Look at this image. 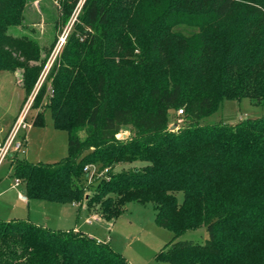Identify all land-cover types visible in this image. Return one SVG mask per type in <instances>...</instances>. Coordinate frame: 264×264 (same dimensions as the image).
Returning a JSON list of instances; mask_svg holds the SVG:
<instances>
[{
    "label": "trees",
    "instance_id": "1",
    "mask_svg": "<svg viewBox=\"0 0 264 264\" xmlns=\"http://www.w3.org/2000/svg\"><path fill=\"white\" fill-rule=\"evenodd\" d=\"M23 1L0 0V70L24 68L27 95L45 59L29 67L7 44L6 27L17 22ZM80 1L60 0L63 23ZM77 20L66 58L49 73L44 108L53 127L67 132V155L52 163L14 157L13 175L27 200L83 199L106 219L120 216L129 202L152 203L157 225L174 235L156 260L264 264V116L198 123L222 100L264 103V0H84ZM182 24L197 31L175 32ZM44 97L41 86L31 107ZM179 109L185 125L171 131L169 113ZM44 110L33 126H44ZM123 127L133 134L117 139ZM134 161L144 164L107 168ZM87 165L108 169L88 195ZM201 226L204 243L175 240ZM0 264L129 263L82 231L0 219Z\"/></svg>",
    "mask_w": 264,
    "mask_h": 264
},
{
    "label": "rangeland",
    "instance_id": "2",
    "mask_svg": "<svg viewBox=\"0 0 264 264\" xmlns=\"http://www.w3.org/2000/svg\"><path fill=\"white\" fill-rule=\"evenodd\" d=\"M83 2L84 0L80 1L73 15L63 23L60 0H24L18 11L17 22L6 27L5 34L10 37L7 44L17 58L20 60L24 58L29 67L40 66L44 59L45 61L31 92L27 95L22 87L24 68L18 67L10 72L0 70V136L3 135L1 131L7 127L13 117L15 116L14 123L26 109L25 121L29 124L23 130L27 136L25 154H18L0 162V219H29L52 230L82 231L92 238L106 240L109 246L121 253L129 264H169L156 260L155 255L172 240L174 235L170 229L157 225L152 203L129 202L120 216L94 220L92 216L99 215L98 207L88 212L83 208L71 206V203L28 200L27 204L18 197L19 193L25 195V189L21 180L19 185L14 184L12 160L21 158L31 163H52L67 155V132L53 127L50 111L44 108L51 90L49 73L54 65H59L66 58L63 56L66 37L72 25L78 22L77 17L81 13ZM174 31L190 36L197 29L182 24L176 26ZM41 86L45 87V97L39 101V108L34 109L31 105ZM43 110L44 126H33L35 114ZM260 116H264V103L255 104L249 98L222 100L212 114L202 117L198 123L234 125L241 119ZM184 125L183 114L177 111L169 113V130L176 131ZM172 126L175 128L171 129ZM78 134L81 138L85 137L84 131H79ZM122 134L127 138L133 132L129 127H123L117 134V139H122ZM143 164L140 161L124 162L107 168L115 173L139 169ZM89 166L91 170L94 168L92 165ZM94 166L96 169L85 183L84 193L87 195L102 182V177H107V173L99 172L98 165ZM177 197L181 200L182 194L178 192ZM73 203L79 207L85 206L83 199ZM207 238L206 228L201 226L179 234L175 240L202 244Z\"/></svg>",
    "mask_w": 264,
    "mask_h": 264
},
{
    "label": "built area",
    "instance_id": "3",
    "mask_svg": "<svg viewBox=\"0 0 264 264\" xmlns=\"http://www.w3.org/2000/svg\"><path fill=\"white\" fill-rule=\"evenodd\" d=\"M179 114L182 113V110H177ZM27 114V109L24 110L21 115L16 119V121L10 126L9 130L7 131L5 137L0 141V162L4 159H9L13 156H17L18 154H25V147H26V133L23 132L29 124L26 123L25 117ZM94 167L92 170L90 169V166L87 165L84 167L83 171L88 172V176L90 177V174L94 172L96 167ZM101 173H107L108 169L105 168L101 171ZM88 177V178H89ZM15 186L20 184L19 179H15ZM19 198L22 201H26L27 198L25 195L19 193ZM97 242H103L96 240Z\"/></svg>",
    "mask_w": 264,
    "mask_h": 264
},
{
    "label": "crops",
    "instance_id": "4",
    "mask_svg": "<svg viewBox=\"0 0 264 264\" xmlns=\"http://www.w3.org/2000/svg\"><path fill=\"white\" fill-rule=\"evenodd\" d=\"M16 115V114H15ZM14 118H15V116L13 117V119H12V121H10V123L7 125V127L6 128H4L2 131H1V133H3V135H1L0 136V141L5 137V135H6V133H7V131L9 130V128H10V126L12 125V123H13V120H14ZM26 143H27V136H26ZM26 196V195H25ZM19 197V196H18ZM20 199V198H19ZM21 200V199H20ZM28 200H26V201H24V202H27ZM27 204H28V202H27ZM71 206H73V207H78V209H80V208H83V209H85L86 211H88V212H90L89 210H87V208H86V206H78L77 204H75V203H71ZM92 218L94 219V220H97V219H99V218H102V217H100L99 215H97V217L96 216H92ZM29 220V219H28ZM35 224H38V223H35ZM41 226H43V225H41ZM44 227V226H43ZM46 227V226H45ZM47 228V227H46ZM74 231H76V230H74ZM94 239H96V238H94ZM96 240H99V241H103V240H100V239H96ZM103 242H106V240H104Z\"/></svg>",
    "mask_w": 264,
    "mask_h": 264
},
{
    "label": "water",
    "instance_id": "5",
    "mask_svg": "<svg viewBox=\"0 0 264 264\" xmlns=\"http://www.w3.org/2000/svg\"><path fill=\"white\" fill-rule=\"evenodd\" d=\"M174 128H175V126H172V127H171V129H174ZM121 137H122V139H124V138H125L124 134H122Z\"/></svg>",
    "mask_w": 264,
    "mask_h": 264
}]
</instances>
